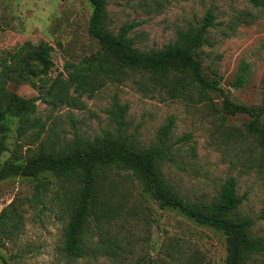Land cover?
Listing matches in <instances>:
<instances>
[{
	"label": "rangeland",
	"instance_id": "374dc122",
	"mask_svg": "<svg viewBox=\"0 0 264 264\" xmlns=\"http://www.w3.org/2000/svg\"><path fill=\"white\" fill-rule=\"evenodd\" d=\"M255 7L249 0H108L110 28L117 32L136 23L129 33L141 50L161 49L174 42L177 32L197 25L212 10L216 18L199 50L205 74L219 81L221 91L210 100H171L164 93L145 89L141 76L132 74L123 83H108L93 97L82 96L77 107H54L41 95L42 81L8 78L9 94L33 99L38 123L19 134L22 119L14 117L6 134L5 160L27 159L42 144L64 148L75 136L95 139L104 132L116 133L107 110L115 99L127 104V134L140 146L156 143L158 132L169 117L176 118L169 143L176 162L164 161L162 170L176 190L190 201H212L230 178L237 193L245 196L242 215L255 220L252 228L264 237V147L249 135L247 114L226 115L224 96L234 104L264 107V0ZM93 11L90 0H0V71L12 64L13 54L23 45L52 46L54 67L47 79L63 72L67 63H78L96 53L99 43L88 32ZM246 66L245 82L236 86ZM66 77V72L64 73ZM191 134V139L184 138ZM36 182L11 178L0 183V212L15 198H25V224L14 241L0 248V264H184L196 255L210 264H226L227 247L222 234L196 224L172 209L161 208L146 194L138 180L126 171L112 170L106 184L113 201L121 204V217L100 240L96 234L90 246L103 244V251L89 250L79 259L65 256L63 228L68 222L63 204L62 182L50 183L35 198ZM67 184H65L66 186ZM105 233V232H104Z\"/></svg>",
	"mask_w": 264,
	"mask_h": 264
},
{
	"label": "trees",
	"instance_id": "16d2710c",
	"mask_svg": "<svg viewBox=\"0 0 264 264\" xmlns=\"http://www.w3.org/2000/svg\"><path fill=\"white\" fill-rule=\"evenodd\" d=\"M259 7L262 0H249ZM93 11L89 21V35L100 49L78 63H67L63 72L53 80L47 79L54 67L53 47H32L25 44L12 56L16 69L6 64L0 71V158L8 149L6 134L14 117L21 118L19 134H25L37 125L31 117L36 111L33 99H23L4 90L8 78L32 81L40 78L41 95L54 107H77L79 99L95 93L108 83H123L132 74L141 76L140 85L164 93L171 100H210L211 93L221 91L219 81L205 74L199 50L207 44V34L216 18L210 10L202 22L177 32L174 42L161 49L141 50L136 47L129 33L136 23L125 24L117 32L110 28L107 10L108 0H90ZM246 66L242 67L235 82H245ZM66 72V77L65 73ZM264 100V76L262 80ZM127 104L115 99L107 110L116 124V133L106 131L95 139L75 136L64 148L45 147L42 144L27 159L10 158L0 164V183L11 178L29 179L35 184L34 197L50 183V177L62 182L66 191L63 204L68 222L63 228L61 250L70 259L83 257L87 249L103 251V244L90 246L97 234L107 233L105 225H111L121 217L123 206L113 201V191L106 180L112 170L126 171L133 175L143 191L163 209H172L200 226L209 227L222 234L226 241V264H264V237L257 236L252 228L255 220L240 213L245 196L237 193L234 178L228 179L212 201H190L182 196L166 178L162 164L175 163L173 145L169 143L176 118L171 116L161 126L156 143L140 146L133 135L127 134L125 116ZM223 110L226 115L247 114L251 117L246 125L249 135L257 138L264 147V107L234 104L224 96ZM185 139L190 140L191 134ZM65 184H67L65 186ZM25 198H15L0 212V248L7 241H14L25 224ZM264 219V208L260 214ZM105 232V233H104ZM184 264H210L194 255Z\"/></svg>",
	"mask_w": 264,
	"mask_h": 264
}]
</instances>
